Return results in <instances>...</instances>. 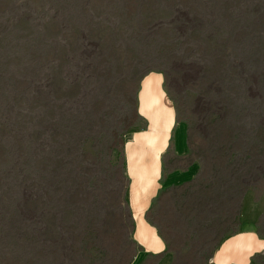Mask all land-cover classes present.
I'll return each instance as SVG.
<instances>
[{
    "label": "rangeland",
    "instance_id": "rangeland-1",
    "mask_svg": "<svg viewBox=\"0 0 264 264\" xmlns=\"http://www.w3.org/2000/svg\"><path fill=\"white\" fill-rule=\"evenodd\" d=\"M148 71L198 167L147 211L169 264H210L245 222L264 237V0H0V264L130 263Z\"/></svg>",
    "mask_w": 264,
    "mask_h": 264
},
{
    "label": "bare ground",
    "instance_id": "bare-ground-1",
    "mask_svg": "<svg viewBox=\"0 0 264 264\" xmlns=\"http://www.w3.org/2000/svg\"><path fill=\"white\" fill-rule=\"evenodd\" d=\"M136 111L143 124L131 131L124 143L129 179L126 200L132 218L131 237L137 246L129 264H169L166 242L147 211L164 187L190 180L197 172V161L188 158V128L176 116L161 71H148L140 78ZM170 156L176 158L174 163ZM245 223L218 242L210 264H250L261 252L264 237Z\"/></svg>",
    "mask_w": 264,
    "mask_h": 264
}]
</instances>
